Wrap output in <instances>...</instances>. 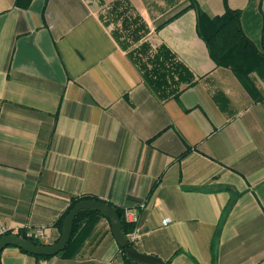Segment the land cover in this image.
Segmentation results:
<instances>
[{"label":"crops","instance_id":"1","mask_svg":"<svg viewBox=\"0 0 264 264\" xmlns=\"http://www.w3.org/2000/svg\"><path fill=\"white\" fill-rule=\"evenodd\" d=\"M115 1L0 0V225L41 228L53 245L72 200L90 196L138 213L141 254L264 264V73L252 75L256 97L217 66L190 8L212 19L240 11L262 49L264 0H127L146 40L194 76L164 101L130 59L134 46L114 35ZM0 264L125 262L109 220L87 212L64 252L38 259L7 247Z\"/></svg>","mask_w":264,"mask_h":264},{"label":"trees","instance_id":"2","mask_svg":"<svg viewBox=\"0 0 264 264\" xmlns=\"http://www.w3.org/2000/svg\"><path fill=\"white\" fill-rule=\"evenodd\" d=\"M226 2L227 0H225V3ZM190 8L197 12L198 35L205 42L210 57L215 64L219 67L232 70L234 74L245 83L248 90L254 96L260 97V92L252 80V75L257 73L263 76L264 45L262 49H259L245 34L241 23V12L227 8L223 16L212 19L196 3L192 2ZM108 14L113 21L120 23L121 28H118L114 32L120 45L124 49H130L134 46L129 51L128 55L138 68L143 81L156 97L162 101L170 98H178L180 93L194 85L195 80L191 71L178 60L176 55L169 48L165 45L154 47L146 40L150 29L142 17L135 14L131 9L127 0H116L114 3L110 4ZM162 26L163 25L159 26L157 30ZM156 186L157 184L152 187L150 195L153 193ZM84 200L102 201L114 208L122 225V231L128 239L127 247L121 249L125 264H143L127 256L128 250H135L134 243L129 239V234L134 230L135 225L127 222L125 210L111 203L90 196L72 200L70 206L56 223L61 231L66 216L79 202ZM88 212L100 214L92 210ZM84 213L87 212L81 211L77 215L73 223L70 242L65 250L74 242L81 217ZM19 235L26 238L25 231H22ZM32 241L37 245L43 244L39 241ZM21 251L26 253L23 250ZM35 257L38 259L49 258L47 256ZM215 260L214 257V262ZM166 263L171 264V261H167Z\"/></svg>","mask_w":264,"mask_h":264},{"label":"water","instance_id":"3","mask_svg":"<svg viewBox=\"0 0 264 264\" xmlns=\"http://www.w3.org/2000/svg\"><path fill=\"white\" fill-rule=\"evenodd\" d=\"M89 210L99 212L109 220L115 240L121 249L126 248L128 245V239L122 231V225L114 208L102 201L84 200L79 202L66 216L63 222L61 237L57 243L53 245H37L30 239L9 234L0 238V255L7 247H17L26 253L35 256L52 257L58 255L66 249L70 242L73 223L77 215L81 211L88 212ZM127 256L130 259L143 264H167L155 256L141 254L134 249L128 250Z\"/></svg>","mask_w":264,"mask_h":264},{"label":"built area","instance_id":"4","mask_svg":"<svg viewBox=\"0 0 264 264\" xmlns=\"http://www.w3.org/2000/svg\"><path fill=\"white\" fill-rule=\"evenodd\" d=\"M138 213L134 210H125V218L128 223L135 225L134 230L129 234V239L131 242H135L138 239ZM21 232H18L16 230H13L11 227L6 225H0V238L5 235L13 234L19 237ZM25 239L35 240V241H41L45 237V232L41 228L37 229H28L25 231ZM23 238V237H22Z\"/></svg>","mask_w":264,"mask_h":264}]
</instances>
